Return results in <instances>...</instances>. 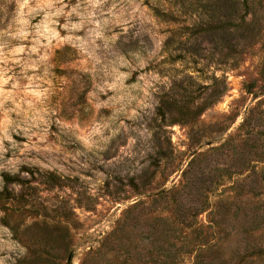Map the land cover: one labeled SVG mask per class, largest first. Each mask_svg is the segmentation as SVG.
<instances>
[{
  "label": "rangeland",
  "instance_id": "374dc122",
  "mask_svg": "<svg viewBox=\"0 0 264 264\" xmlns=\"http://www.w3.org/2000/svg\"><path fill=\"white\" fill-rule=\"evenodd\" d=\"M0 264H264V0H0Z\"/></svg>",
  "mask_w": 264,
  "mask_h": 264
},
{
  "label": "trees",
  "instance_id": "16d2710c",
  "mask_svg": "<svg viewBox=\"0 0 264 264\" xmlns=\"http://www.w3.org/2000/svg\"><path fill=\"white\" fill-rule=\"evenodd\" d=\"M4 178H5V180H6V181H7V180H9L7 176H6V177H4Z\"/></svg>",
  "mask_w": 264,
  "mask_h": 264
}]
</instances>
